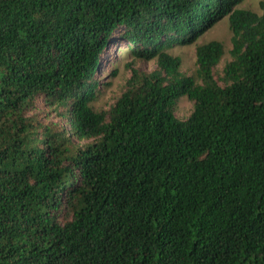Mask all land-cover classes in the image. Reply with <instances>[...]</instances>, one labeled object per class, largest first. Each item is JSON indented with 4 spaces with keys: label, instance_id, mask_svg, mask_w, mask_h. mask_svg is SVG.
Segmentation results:
<instances>
[{
    "label": "trees",
    "instance_id": "16d2710c",
    "mask_svg": "<svg viewBox=\"0 0 264 264\" xmlns=\"http://www.w3.org/2000/svg\"><path fill=\"white\" fill-rule=\"evenodd\" d=\"M243 1L0 0V264H264V0ZM225 17L223 83L220 40L183 73L171 49ZM116 34L157 68L97 109Z\"/></svg>",
    "mask_w": 264,
    "mask_h": 264
},
{
    "label": "rangeland",
    "instance_id": "374dc122",
    "mask_svg": "<svg viewBox=\"0 0 264 264\" xmlns=\"http://www.w3.org/2000/svg\"><path fill=\"white\" fill-rule=\"evenodd\" d=\"M239 6L251 9L257 13L262 12L260 0H244ZM231 36L229 19L225 17L218 21L213 27L209 28L197 41L190 45H175V47L171 49V53L181 57L180 70L185 74L193 75L197 67V45L214 39L222 41L224 44V54L214 69L215 78L222 84L223 80L221 78L223 76V68L225 64L231 60ZM156 68L157 65L154 59L141 60L134 58L127 40L122 39L120 35L116 34L104 49L101 56L100 69L94 74V78L99 80L100 85L98 99L95 103L96 108L107 109L116 101L125 88H127L128 82L133 78L134 69H136L139 74H143L150 73ZM113 71H115V75H111ZM192 110L193 102L186 96H183L176 104L175 114L180 119H186L191 114ZM49 111L50 107L47 106L42 99H38L34 103L33 112L38 114L41 120L57 121V117L47 115ZM85 142V140L81 141L83 144Z\"/></svg>",
    "mask_w": 264,
    "mask_h": 264
}]
</instances>
